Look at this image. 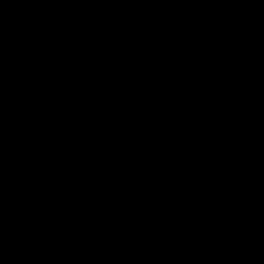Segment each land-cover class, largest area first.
Returning <instances> with one entry per match:
<instances>
[{"label": "water", "instance_id": "obj_1", "mask_svg": "<svg viewBox=\"0 0 264 264\" xmlns=\"http://www.w3.org/2000/svg\"><path fill=\"white\" fill-rule=\"evenodd\" d=\"M0 264H264V0H0Z\"/></svg>", "mask_w": 264, "mask_h": 264}]
</instances>
